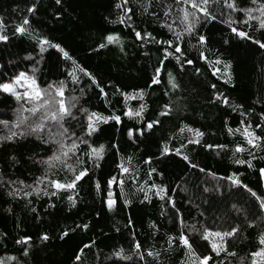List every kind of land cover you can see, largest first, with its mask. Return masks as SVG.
Wrapping results in <instances>:
<instances>
[{
	"label": "trees",
	"instance_id": "trees-1",
	"mask_svg": "<svg viewBox=\"0 0 264 264\" xmlns=\"http://www.w3.org/2000/svg\"><path fill=\"white\" fill-rule=\"evenodd\" d=\"M117 2L118 0H62L61 5H56L55 0H0V19L6 26L4 34L10 38L7 43L0 42V82H10L21 71L34 74L42 90H46L49 83L64 80L67 85L64 92L66 103H71V98L75 96L78 98V108L85 107L104 115L113 112L121 115L119 125L114 121L101 124L100 130L92 137L95 146L105 145L104 159L99 169L90 170L89 175L79 182L74 208L67 201V195L71 193L62 192L59 198L50 199L43 195L39 199L32 196L28 198L32 200V204L26 207L24 199L8 197L6 191L9 189L0 188V233L6 234L0 236V257L15 256L19 264H143L135 257L132 261H125L114 254L120 249L124 250V254H131L134 236L142 245L141 252L148 264H155L146 255L149 250L162 253V264H179L183 252L175 249V245V250L165 252V241L169 235L178 236L181 230L188 234L187 226L196 223L198 228L203 226L209 230H228L232 226H238V235L230 238L226 244L227 249L237 255L228 257L222 252L216 257L211 253L214 256L211 264H239L240 257H246L258 247V235L264 231V214L259 212L257 202L246 191L230 187L229 182L220 177L238 173L244 184L258 195H264L263 182L259 179L258 171L254 170L264 167V151L254 150L257 156L252 161L254 169L236 165L233 163V150L243 141L239 133H228V128H242L240 121L245 117L240 116L241 110L252 109L250 119L253 125L259 122V115L264 112V49H259L258 45L250 41L234 37L219 20L212 21L199 28V32L207 37L208 50L205 55L210 60L219 56L230 61L232 82L225 84L222 79L212 76L208 65L198 59V50L183 43L181 47L182 50H187L186 58L193 59L194 64L185 65V71L181 72L175 61L169 59L161 66V83L150 86L153 70L162 58L160 46L144 43L141 47L142 41L135 39L131 28L109 23L105 19L117 18ZM171 2L172 0H164L165 4ZM33 4L36 5V12L27 13V8ZM238 4L246 6L249 0H238ZM128 7L132 9L129 13L132 16L131 24L142 35L150 32L160 40L171 38V33L162 28L160 22L150 15L142 14L138 0H130ZM153 10L163 16V12L156 9L155 5L149 8V12ZM175 15L173 11V16L168 19L169 23L175 19ZM25 16L30 20V35L13 36L14 27ZM250 23L256 24L255 21ZM243 30L250 32L253 37L261 35L260 31L253 28L244 27ZM110 33L119 35V44L99 48L105 42L104 37ZM40 38L59 44L77 65L94 75L108 93L107 98L111 103L105 106L99 90L78 69L75 74L81 78V83L73 85L65 71L73 69L72 62L65 61L63 54L53 48L40 54ZM225 39L229 40L228 44L224 43ZM191 43L195 44V40ZM121 47L124 48L123 52ZM37 60L39 63H36ZM53 67L55 70L50 72ZM196 68H200L199 74L195 73ZM169 72L178 82L179 90L170 93L175 102L172 104L171 115L161 117L159 112L169 102V96L164 95L169 90ZM211 84H216L215 90L209 87ZM80 88H84L83 94ZM116 88L129 95L143 90V103L147 108L139 123L123 116V97L115 92ZM214 91L227 96L232 107L242 105L243 109L233 112L231 107L220 102L210 103ZM127 103L135 109L141 101L129 100ZM17 108L15 97L0 91V119L10 122L15 120ZM76 114L80 115L78 112ZM81 120L83 121V116ZM153 120H159L160 124L154 125L150 131L145 130L142 136L139 135L137 130L145 129L147 122ZM184 125L204 133L200 138V145L187 144L188 139L194 138V133H180L179 129ZM129 129L133 130L135 143L128 139ZM76 131L79 132V128ZM256 131L257 134L260 133L259 129ZM6 133L7 130L0 126V135ZM165 142H168L171 149L179 148L182 143L186 144L181 149L182 153L188 155L191 163L199 167H190L174 153L167 157L161 156L159 150ZM112 144L117 145L119 152L111 147ZM206 145L227 147L207 148ZM50 154V146L41 144L35 136L14 138L11 141L0 140V176L4 180H22L25 184H33L37 177L44 174V166L37 161ZM236 155L241 159L249 158L247 152ZM121 157L126 166L138 171L139 183L145 190L153 182L167 186L176 209L170 205L162 208L164 202L152 193H149L151 201L141 204L143 194L125 178L123 194L118 185L112 186L111 191L117 205L114 211L109 212L103 203L107 198L106 181L118 174L116 165L121 162ZM129 158L131 163L127 164ZM149 158L151 164H145L144 161ZM150 168L157 169L151 180L147 177ZM199 168L205 169V172H200ZM209 173H214L215 176ZM64 176L65 173L61 172L56 178L63 179ZM97 181L102 189L99 193L95 187ZM216 185L220 186L219 192H203L204 187L214 189ZM125 198L132 201L127 208L123 203ZM50 203L55 207H48ZM233 205L242 211L237 212ZM31 207L36 208V213L30 211ZM177 209L181 213L180 217L176 215ZM201 212L203 216L200 215ZM129 218L133 221L131 228L125 227ZM181 219L184 221L183 229ZM249 223L254 226L249 228ZM83 224H88V229L76 227ZM151 224L156 227H150ZM116 228L120 231L117 232ZM66 230L69 232L68 236L60 239L61 232ZM43 234H47L50 239L42 242L39 237ZM22 236L31 237L27 257L22 255L21 246L15 243ZM84 245L90 247L84 248ZM76 255L81 256L79 261L75 259ZM6 264H17V261H7Z\"/></svg>",
	"mask_w": 264,
	"mask_h": 264
},
{
	"label": "snow or ice",
	"instance_id": "snow-or-ice-1",
	"mask_svg": "<svg viewBox=\"0 0 264 264\" xmlns=\"http://www.w3.org/2000/svg\"><path fill=\"white\" fill-rule=\"evenodd\" d=\"M142 14H147L160 22L162 28H166L169 33H171V38L166 40L157 39L150 32H144L143 35L141 31H137L131 24L132 16L129 15L132 9L128 7L130 0H118L115 4V8L118 11L117 18L115 20H109L105 17L109 23L120 24L129 27L134 32L136 40L142 41L141 47L144 43H153L160 46L162 52V58L158 61V66L154 68L153 75L150 80L151 85H159L161 83V73L162 65L165 61L169 59L174 60L179 66L181 72L185 71V65H193L194 60L186 58V51L182 50L181 45L183 43H188L191 45L192 49L198 50V59L204 61L210 71L211 75L216 77L218 80H223L225 84H229L233 80L232 75V64L230 61H225L219 56L214 60H210L206 55L205 51L207 44V37L199 32V28L202 25H207L212 21L219 20L221 23L225 24L230 30L232 35L241 40H247L251 43L258 45L259 49H264V0H249V4L246 6H240L238 0H172L171 3H164V0H138ZM56 5H61L62 0H55ZM155 5L156 9H160L163 12L161 17L158 11L153 10L149 12V8ZM36 5L33 4L27 8V13L34 14L36 12ZM173 11H175V19L171 23L168 19L173 16ZM235 14V15H234ZM243 14V18H241ZM255 21L256 24L250 23ZM30 25V20L25 16L22 22L14 27L12 33L13 36L29 34L28 26ZM244 27L253 28L254 30L260 31L261 35L259 37H253L250 32L243 30ZM6 26L3 20L0 19V42L7 43L9 41V36L4 34ZM187 37V40L185 38ZM195 40V44H192V40ZM103 43L99 45V48L103 49L109 45L119 44L120 37L118 34H108L104 37ZM225 44L229 43L228 39L224 40ZM39 53L43 54L48 50V48L56 49L58 52L63 54V59L65 61H71L74 66L72 70L65 69L68 77L71 78V83L73 85H79L81 83V78L77 76L76 70L78 69L83 76L87 77L99 90V95L105 100V106L107 107L111 101L108 100V93L105 92L104 87L101 86L97 78L92 75L89 71L77 65L75 60L69 55L64 48L59 44L52 43L47 38H40L38 40ZM47 46V47H45ZM122 52L124 48L120 49ZM148 55V53H145ZM42 58V57H41ZM30 59V57H26ZM39 63V60L36 61ZM55 70V68H50V72ZM200 68L195 69V73H200ZM35 69H33V73ZM168 77V91H165L164 95L169 96V102L163 105L162 110L159 112V116L167 117L171 115L173 108L172 104L175 103L171 99L170 93H175L179 90V84L172 73H167ZM90 85V86H91ZM89 86V87H90ZM67 87L64 80H59L54 83L47 84V89L42 90L37 84L35 75H29L25 71L19 72L15 75L10 82H0V91L3 93H8L15 97L18 103V108L16 109V118L13 121L7 119H0V126H3L7 130L5 135H0V140L11 141L14 138H24L27 136H35L41 144L50 146L51 154L46 158H42L37 161L44 166V174L41 177H37L33 184H25L22 180H4L0 176V188H7L6 195L13 199L22 198L26 202V207L32 204V200L29 197L35 196L37 199L41 195L49 197L59 198L60 194L71 193L67 195V201L70 207H75L78 197L77 186L83 178L89 175L90 170L99 169L101 167V161L104 159L105 155V145L99 144L95 146L92 142V137L100 130L101 124H109L110 121H114L117 125L121 123V115L115 114V112L104 115L103 113L97 111H90L85 107H77L78 98L73 96L71 98V103H66L64 99L65 88ZM209 87L213 90L216 89V84H211ZM18 88H24L23 92L18 91ZM75 91V88L73 89ZM84 88H80V92L84 93ZM116 93H119L123 97L124 111L123 116L132 120L135 119L138 123L143 120V113L145 112L147 105L143 103L144 92L143 90L137 91L135 94L129 95L126 92L121 91L120 88L115 89ZM129 100L141 101L138 108H131L128 106ZM220 102L225 106L232 108L235 112L237 109H243L242 105H236L232 107L229 105V99L223 93L214 91V94L210 100V103ZM76 110L75 112L73 110ZM80 115H77L76 113ZM241 117L245 119L240 121L242 128H237L233 130L228 128V133L234 135L239 133L242 137V144H237L233 150V163L236 165H246L248 169H254L252 163L253 160L257 159L255 155L256 149H261L264 151V112L259 115V122L253 125L250 117L252 114V109L247 111L241 110L239 112ZM83 116V121L81 120ZM74 122V123H73ZM160 124L159 120L149 121L146 124L145 129H138L139 135H143L145 130H152L154 125ZM79 128V132L76 131ZM256 129L260 130L257 134ZM185 131L194 133V138L188 139L187 144L200 145V138L203 137L204 133L198 129L189 128L184 125L179 129L180 133ZM129 140L133 143L136 141L133 139V130L129 129L127 132ZM172 137L169 138L171 140ZM247 145L248 147H244ZM83 146V147H82ZM187 145L182 143L179 148L171 149L169 148L168 142H165L160 151V155L167 157L174 153L177 157H180L182 161L188 164L192 168H198L196 164H192L190 157L183 154L181 149L185 148ZM112 148L119 149L116 144L111 145ZM207 148H226V145H206ZM248 153V159H241L236 154L238 153ZM15 161V158H13ZM151 158L144 161L145 164H151ZM131 163V158L128 159L127 164ZM85 165H90L87 167ZM118 169V174L113 175L106 181V191L107 198L103 201L109 212L114 211L117 201L113 198V193L111 191L112 186L118 185L121 188L123 194V188L125 185V178H127L131 184L138 187V191L143 194V199L140 203L143 204L145 201H151V196L149 193L155 195L164 204L161 205L162 208L165 206H171V208L176 209V203L171 195H169V189L167 186L157 184L155 182L148 185L147 190L143 185H140L138 179V171L126 166L124 158L121 157V162L116 165ZM259 173V179L264 180V167L259 169H254ZM200 172H205V169L199 168ZM65 173L63 179H57L56 176L59 173ZM156 168H150L147 172V177L151 180L153 173H156ZM53 173V175H49ZM209 175L215 176L214 173H209ZM222 180L229 182L230 187L243 189L251 197L255 199L258 204V209L261 214H264V195H258L256 191H253L251 187L244 184L240 179V174L232 173L224 177H220ZM147 183V182H145ZM42 185V187H40ZM97 192L99 193L101 189L100 183L97 181L95 185ZM215 190L220 191V186L216 185L214 189L208 187L203 188L204 193H209ZM124 207L127 208L132 201L125 198ZM207 203V201H205ZM48 207H55L54 204H49ZM236 209V206H232ZM9 211H11L9 209ZM30 211L36 213V208L31 207ZM237 212L242 211L241 209H236ZM177 217L181 216L179 209L176 210ZM203 216V212L200 213ZM181 227L183 229L184 221L181 219ZM133 221L129 218L127 225L125 227L131 228ZM252 228L254 225L249 223L247 225ZM77 228L88 229V224L77 225ZM150 227L155 228V224H151ZM188 234L184 230H181L178 236L169 235L165 241L167 247L164 249L165 252H169L175 249H179L183 252V257L179 260V264H211L214 256L219 257L221 253H225L228 257H235L236 252L229 251L226 244L230 238H235L240 229L238 226H232L228 230H209L206 227H197L196 223H192L187 226ZM74 231V229H73ZM119 232L120 229L116 228ZM69 232L63 231L60 234V239H64L68 236ZM6 234L0 233V236ZM42 242H46L50 239L47 234H43L39 237ZM31 241L30 236H22L15 240L17 245L21 246V252L24 257L29 256ZM207 242V243H203ZM175 245V249L173 246ZM258 247L247 254L246 257L239 258V264H264V231L260 232L257 239ZM210 246V252H209ZM90 245H84V248H88ZM142 245L135 240L133 236V246L131 254H124V250L120 249L114 254L121 260L132 261L134 257L143 262V264H148L145 255L141 252ZM83 252V249L80 250ZM147 257H151L155 264H162L161 257L162 253L159 251L149 250L146 252ZM75 259L79 261L81 259L80 255H76ZM7 261H19L15 256H7L6 258L0 257V264H6Z\"/></svg>",
	"mask_w": 264,
	"mask_h": 264
},
{
	"label": "rangeland",
	"instance_id": "rangeland-1",
	"mask_svg": "<svg viewBox=\"0 0 264 264\" xmlns=\"http://www.w3.org/2000/svg\"><path fill=\"white\" fill-rule=\"evenodd\" d=\"M18 91L23 92L24 88H18ZM262 182H263V187H264V180H262Z\"/></svg>",
	"mask_w": 264,
	"mask_h": 264
}]
</instances>
